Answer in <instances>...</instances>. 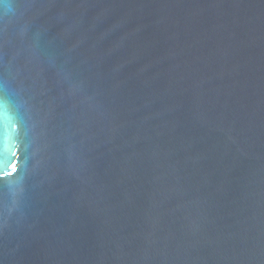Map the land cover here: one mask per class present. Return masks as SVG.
Wrapping results in <instances>:
<instances>
[{"label": "water", "instance_id": "95a60500", "mask_svg": "<svg viewBox=\"0 0 264 264\" xmlns=\"http://www.w3.org/2000/svg\"><path fill=\"white\" fill-rule=\"evenodd\" d=\"M0 264H264V0H0Z\"/></svg>", "mask_w": 264, "mask_h": 264}]
</instances>
